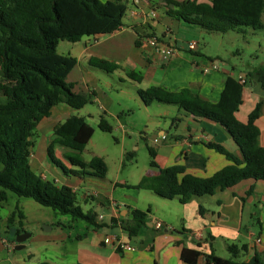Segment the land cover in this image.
Returning a JSON list of instances; mask_svg holds the SVG:
<instances>
[{
	"label": "crops",
	"instance_id": "obj_1",
	"mask_svg": "<svg viewBox=\"0 0 264 264\" xmlns=\"http://www.w3.org/2000/svg\"><path fill=\"white\" fill-rule=\"evenodd\" d=\"M122 2L126 12L115 31L67 43L66 56L77 60L67 77L73 91L90 95L91 102L101 104L100 108L108 112L113 101L103 85L112 89L116 79L122 85L129 84L138 98V90L153 86L169 91L190 89L213 103L220 102L224 94L232 98L241 92L242 103L236 116L241 122H247L260 105L258 146L264 152V89L260 83L249 84L246 79L256 67L238 69L218 56L201 53L198 39L205 31L168 16L164 0ZM151 37L164 45H175V54L165 57L149 46L147 41ZM192 41L198 43L197 48H189L188 43ZM91 57L117 63L120 68L113 74L98 71L89 65ZM260 66L264 67V63ZM131 72L139 74L141 81L129 78ZM174 107L177 109L170 132L160 130L159 136L154 137L155 161L160 168L182 165L187 174L208 178L234 163L209 148L208 143L222 145L242 159L233 138L222 126ZM87 115L85 107L75 110L65 104L55 106L51 115L37 126L40 142L36 141L30 163L33 172L42 178L71 187L79 203L85 205L87 212L96 214L101 226L94 227L55 211L44 222L29 224L28 205H21L24 219L18 222L20 233L17 234L29 233L30 237L23 247L17 248L16 241L3 236L9 228L7 219L0 218V252L7 251V258H1L4 264H187L181 259L183 249L198 251L201 254L198 264H205L209 255L229 259L228 244L247 246L248 251L239 258L240 262L248 263L258 257L264 264V182L246 180L181 204L178 199L157 197L149 183L134 188L144 176L158 174V168H152L135 184L124 179L112 181L108 173L104 179L66 175L49 159L47 148L55 127L72 116L83 117L92 126ZM170 115L172 111L167 109L160 117L170 118ZM66 152L68 149L56 147L54 155L63 157ZM64 165L71 168L67 162ZM134 211L144 215L146 224L130 236L123 225L132 220ZM157 222L164 227L157 230ZM44 223L49 227L44 229ZM21 249L29 251L24 255L12 254L13 250Z\"/></svg>",
	"mask_w": 264,
	"mask_h": 264
},
{
	"label": "trees",
	"instance_id": "obj_2",
	"mask_svg": "<svg viewBox=\"0 0 264 264\" xmlns=\"http://www.w3.org/2000/svg\"><path fill=\"white\" fill-rule=\"evenodd\" d=\"M164 3L168 16L198 26L207 33H240L244 32V27L255 32L264 30V0H211L210 3L164 0ZM125 12L122 0H0V187L4 188L0 191V202L7 200L8 190L60 215L94 227L101 226L96 214L82 210L77 193L71 187L57 185L37 175L30 162L37 141V126L51 115L55 106L65 104L81 110L91 102L90 95L75 93L73 85L67 83L77 60L59 54V43H77L86 36L113 32L121 24ZM89 65L106 74H113L120 68L117 63L96 57L89 59ZM128 77L141 81V76L134 72L128 73ZM246 79L249 84L260 83L264 89V67L254 68ZM137 94L145 107L154 102L177 106L195 118L219 124L233 138L242 159L222 145L208 143L209 148L234 163L211 177L199 178L187 174L182 165L160 168L155 161V149L149 147L150 166L158 168L159 172L144 176L134 188L149 183L157 197L178 199L186 204L194 197L212 195L246 180L264 182V152L258 146L260 105L247 122H241L236 116L242 103L241 92L232 98L224 94L218 103L190 89L169 91L153 86L140 89ZM98 127L103 132L113 130L104 115L100 116ZM93 134L94 129L83 117H70L55 127L47 148L49 159L66 175L104 179L108 166L103 158L93 156L89 162L82 158ZM56 147L68 149L63 157L71 168L57 160ZM17 217L18 222L24 219L18 207L7 218L9 230L15 227ZM145 224L144 215L134 211L132 220L123 228L134 236ZM17 233H20L18 228ZM227 250L229 259L209 255L205 264H263L258 257L248 263L239 261L248 251L246 245L228 244ZM200 256L198 251L189 249L181 252V259L187 264H198Z\"/></svg>",
	"mask_w": 264,
	"mask_h": 264
},
{
	"label": "rangeland",
	"instance_id": "obj_3",
	"mask_svg": "<svg viewBox=\"0 0 264 264\" xmlns=\"http://www.w3.org/2000/svg\"><path fill=\"white\" fill-rule=\"evenodd\" d=\"M242 30L244 32L230 31L226 34L204 32L198 39L199 50L205 55L211 54L214 58L218 56L238 69L247 70L250 68L249 66L259 67L264 63V30L255 32L247 27ZM67 43L69 42L59 43L57 49L59 54L67 55ZM103 86L113 104L109 112L103 111L100 108L101 104L98 105L95 102H90L85 106V111L91 117L89 122L92 124L90 126L94 129V134L83 151L82 158L86 162H89L93 156L103 158L109 169L108 178L112 181L124 179L128 183H138L142 176L152 169L148 148H154V137L159 136L160 130L170 132V123L175 118L177 108L158 102H154L146 108L135 94V90L129 84L122 85L117 79L113 82L112 89ZM167 109L172 111L171 117L161 118L160 114ZM102 115L112 126L111 133L99 129V120ZM165 121L169 124L166 125ZM37 141L40 142L39 139ZM56 158L65 164L64 157L56 155ZM1 168L0 165V170ZM3 190L4 188L0 187V191ZM6 192L7 200L0 202V218L2 219L6 220L16 211L17 207L22 211L21 205L25 204L28 205L29 224L42 223L55 213L52 209L43 207L32 199L18 197L8 190ZM79 205L84 212H87L84 204L79 203ZM24 222L26 223V221ZM44 224L43 228L49 227L47 223ZM17 227L18 217L15 227L12 228ZM9 231L3 232V236L8 237L10 241H15ZM28 251V249L13 250L12 254L24 255ZM6 255L7 251L0 252V264H4L1 258H7ZM41 255L44 257V254ZM37 258L39 257L37 256Z\"/></svg>",
	"mask_w": 264,
	"mask_h": 264
},
{
	"label": "built area",
	"instance_id": "obj_4",
	"mask_svg": "<svg viewBox=\"0 0 264 264\" xmlns=\"http://www.w3.org/2000/svg\"><path fill=\"white\" fill-rule=\"evenodd\" d=\"M147 42H148L149 46H151L152 48L159 51V53L163 54L165 57H170V56L174 55L176 52L175 45H164L156 37L149 38ZM188 44H189L190 49H195V48H197V45H198V43L196 41L189 42ZM155 227L157 230H160L164 226H163V223L157 222Z\"/></svg>",
	"mask_w": 264,
	"mask_h": 264
},
{
	"label": "water",
	"instance_id": "obj_5",
	"mask_svg": "<svg viewBox=\"0 0 264 264\" xmlns=\"http://www.w3.org/2000/svg\"><path fill=\"white\" fill-rule=\"evenodd\" d=\"M44 229H45V227H44ZM10 233L12 236H15V241L18 244L17 248H19V246L23 247V244L26 241V239L30 237V234H28V233L16 235V229L15 228H11Z\"/></svg>",
	"mask_w": 264,
	"mask_h": 264
}]
</instances>
